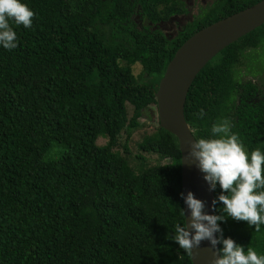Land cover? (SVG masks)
I'll return each mask as SVG.
<instances>
[{
    "label": "trees",
    "instance_id": "obj_1",
    "mask_svg": "<svg viewBox=\"0 0 264 264\" xmlns=\"http://www.w3.org/2000/svg\"><path fill=\"white\" fill-rule=\"evenodd\" d=\"M260 1L224 0L167 38L153 26L182 0H24L32 26L12 24L18 47H0V264H192L172 240L185 223L177 138L158 126L135 156L128 141L177 50ZM263 54L264 25L199 72L184 108L194 138L227 120L246 151L264 149V86L239 71ZM221 226L264 252V226Z\"/></svg>",
    "mask_w": 264,
    "mask_h": 264
},
{
    "label": "clouds",
    "instance_id": "obj_2",
    "mask_svg": "<svg viewBox=\"0 0 264 264\" xmlns=\"http://www.w3.org/2000/svg\"><path fill=\"white\" fill-rule=\"evenodd\" d=\"M34 16L24 0H0V47L17 48L19 39L12 24L30 28ZM211 133L194 138L188 155L203 173L209 191L216 194L210 205L191 190L180 194L186 222L174 224L172 240L189 255L208 241L214 250L211 264H264V252L225 236L221 226L228 218L246 221L257 231L264 226V149L246 151L227 120L213 123ZM208 207L213 211H207Z\"/></svg>",
    "mask_w": 264,
    "mask_h": 264
},
{
    "label": "water",
    "instance_id": "obj_3",
    "mask_svg": "<svg viewBox=\"0 0 264 264\" xmlns=\"http://www.w3.org/2000/svg\"><path fill=\"white\" fill-rule=\"evenodd\" d=\"M263 25L264 0L200 30L177 50L155 93L159 127L178 140L182 193L191 190L208 205L214 191H209L203 173L188 155L194 136L184 117L186 98L196 76L216 55ZM183 208H186L184 201ZM206 210L213 211L210 207ZM184 220L186 222L185 216ZM213 251L208 241H202L199 247L193 249L191 263L211 264Z\"/></svg>",
    "mask_w": 264,
    "mask_h": 264
},
{
    "label": "rangeland",
    "instance_id": "obj_4",
    "mask_svg": "<svg viewBox=\"0 0 264 264\" xmlns=\"http://www.w3.org/2000/svg\"><path fill=\"white\" fill-rule=\"evenodd\" d=\"M218 1V2H216ZM224 0H183L184 5L181 7L183 14L175 15L170 18L165 23H159L156 26L167 38H173L177 35V33L188 23L192 21H197V17H205L212 13L218 5ZM218 3V4H217ZM216 11V10H215ZM217 14V11L213 13ZM215 14V15H216ZM214 15V16H215ZM259 53V52H258ZM257 53V54H258ZM256 54V52H254ZM252 55V53H251ZM247 56H250V53H247ZM243 64L239 68L241 73L240 78L243 82L251 81L255 84H258V87L262 88L264 86L263 75L259 74V71L264 70V54L259 56L253 61L251 64V68H248L249 75H243V72H247V59L243 60ZM141 71V67L136 65L133 67V74L138 76ZM251 71V72H250ZM252 73V74H251ZM256 73V74H255ZM256 76H253V75ZM132 109L128 106V115L131 116ZM159 126L158 113H157V100L156 102H152L148 105V109L144 111L143 117L140 119V128L132 134V137L128 141V147L130 150L131 156H135L139 154L138 143L141 142L142 138L145 135H150L156 131ZM126 139V134L123 133L119 138V144L121 150V146L124 144ZM107 143L105 139H98L97 144L102 146ZM149 161L150 164L155 165L158 163L157 157L155 155H147L144 154ZM132 158V157H131Z\"/></svg>",
    "mask_w": 264,
    "mask_h": 264
},
{
    "label": "flooded vegetation",
    "instance_id": "obj_5",
    "mask_svg": "<svg viewBox=\"0 0 264 264\" xmlns=\"http://www.w3.org/2000/svg\"><path fill=\"white\" fill-rule=\"evenodd\" d=\"M182 1H183V0H182ZM216 2H218V1H216ZM217 4H218V3H217ZM183 5H184V2H183ZM219 5H220V4H219ZM219 5H218V6H219ZM182 14H183V13H182ZM182 14H179V15H182ZM205 17H206V16H205ZM205 17H197V19L201 20V19H204ZM188 24H190V23H188ZM185 26H187V24H186ZM185 26H184V27H185Z\"/></svg>",
    "mask_w": 264,
    "mask_h": 264
}]
</instances>
